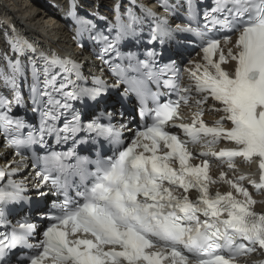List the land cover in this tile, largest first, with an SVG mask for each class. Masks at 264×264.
I'll list each match as a JSON object with an SVG mask.
<instances>
[{
  "label": "snow or ice",
  "instance_id": "1",
  "mask_svg": "<svg viewBox=\"0 0 264 264\" xmlns=\"http://www.w3.org/2000/svg\"><path fill=\"white\" fill-rule=\"evenodd\" d=\"M82 7L70 0L64 18L89 42L86 62L0 20V264H251L264 254V201L250 191L264 194V0H113L111 19ZM129 39L148 47L122 51ZM184 44L198 60H164ZM112 91L136 98L135 118L103 106ZM238 158L257 179L229 178ZM213 159L227 165L219 179ZM221 182L231 190L211 191ZM12 205L24 208L14 220Z\"/></svg>",
  "mask_w": 264,
  "mask_h": 264
},
{
  "label": "bare ground",
  "instance_id": "2",
  "mask_svg": "<svg viewBox=\"0 0 264 264\" xmlns=\"http://www.w3.org/2000/svg\"><path fill=\"white\" fill-rule=\"evenodd\" d=\"M4 1L6 2L5 4H3ZM98 1H101V0H98ZM30 2H32V5L30 6H33V3H34L35 5V7H33L34 9L42 10L41 12H39V17L37 15V11L29 9ZM18 3H20L21 5ZM102 3H104V0H102ZM6 5L9 9L17 10L14 17H15V20H17V22L20 23L19 24L20 26L21 25L25 27L28 26V28L30 26V28L33 30L32 32H36L38 36H41L46 31H50L54 40L49 34L45 33L48 36V40L46 41L48 44L59 46V48H62V49H67L71 51L75 49V51H77L76 49H78V47L75 41L71 39L70 37L69 31H68V24L64 20L60 19L59 16L56 15V10L53 9L51 5L46 3L45 0H13V1L0 0V10L5 9ZM44 15L46 18L50 19L49 21H50V24L53 26L52 28L47 29L45 25L42 23L41 17H44ZM56 18L58 19V21L54 20ZM69 42L71 43V46L68 45ZM84 52H86L87 54L82 53V51L78 52L79 58L81 60H84L83 62L92 61L94 59L90 50H85ZM96 63H99V62L96 61ZM85 67L88 68L87 64ZM206 117H208L209 119L214 118L213 115H208ZM0 151H3V149H0ZM238 172L240 174L250 175L254 179L257 176V170L255 167V163H252L250 166L236 167L235 172H229V174L237 175ZM30 178H31V175L29 176V179ZM217 179H219V177ZM220 184L223 185V183H220ZM256 200L264 201V194L261 197H258ZM255 209L258 212L264 211V203H258L257 205H255Z\"/></svg>",
  "mask_w": 264,
  "mask_h": 264
},
{
  "label": "rangeland",
  "instance_id": "3",
  "mask_svg": "<svg viewBox=\"0 0 264 264\" xmlns=\"http://www.w3.org/2000/svg\"><path fill=\"white\" fill-rule=\"evenodd\" d=\"M11 1H13V0H11ZM18 4H20V3H18ZM25 4H27V3H25ZM15 5H16V4H15ZM15 5H14V7H15ZM20 5H21V4H20ZM30 5H32V2H30V4H29V9H32V10L37 11V15H38V17H39V12H41L42 10H40V9H34V8H33V7H35L34 3H33V6H30ZM27 7H28V6H27ZM49 20H50V19L46 18L45 15H44V17H41V21H42V23L45 25V27H46L47 29H50V28L53 27V26L50 24V21H49ZM54 20L56 21V20H58V19L56 18V19H54ZM29 28H30V26H29ZM30 30L33 31L31 28H30ZM43 32H44V31H43ZM45 33L49 34V35L52 37V34L50 33V31H46ZM64 33H65V32H64ZM52 39L54 40L53 37H52ZM59 45H61V44H59ZM68 45L71 46V43L69 42ZM84 51H85V49L82 51V53L87 54V53L84 52Z\"/></svg>",
  "mask_w": 264,
  "mask_h": 264
}]
</instances>
